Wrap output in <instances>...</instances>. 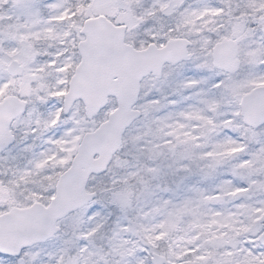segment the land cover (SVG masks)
I'll return each mask as SVG.
<instances>
[{
  "label": "snow or ice",
  "instance_id": "1",
  "mask_svg": "<svg viewBox=\"0 0 264 264\" xmlns=\"http://www.w3.org/2000/svg\"><path fill=\"white\" fill-rule=\"evenodd\" d=\"M0 264H264V0H0Z\"/></svg>",
  "mask_w": 264,
  "mask_h": 264
}]
</instances>
